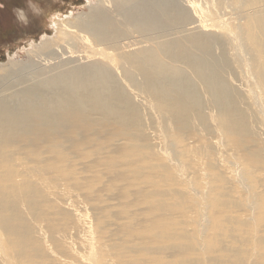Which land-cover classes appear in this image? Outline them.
<instances>
[{"label": "rangeland", "instance_id": "obj_1", "mask_svg": "<svg viewBox=\"0 0 264 264\" xmlns=\"http://www.w3.org/2000/svg\"><path fill=\"white\" fill-rule=\"evenodd\" d=\"M187 1L196 5L203 2ZM95 2L0 0V66L10 59L27 62L26 50L45 36L56 33L54 20L81 16ZM196 13L200 19H207L201 21L211 20L199 9ZM234 16L233 23H227L230 33L239 32ZM199 30L202 29H191L184 35L186 61L202 54L198 45L189 44L198 36L195 33ZM217 30L224 33L222 29ZM238 39L241 41L242 35ZM240 44L237 45L239 51ZM236 57H241L238 51ZM179 71L188 72L190 67L183 63ZM245 79L239 83L240 93L229 98V95L224 96L217 103L218 113L214 100L203 99L202 108L196 111L184 98L179 100L176 108L173 97L164 98L156 89L148 93L146 100H153L158 107L168 109L160 120L152 121L144 112L135 111L127 119L108 116V120L116 121L110 128L109 121L102 119L95 132L82 131L85 124L74 120H70L74 128L61 134L23 132L22 137H28L22 139L23 154L35 147L36 152H44L45 161L37 159L33 161L36 162L34 166L45 168L53 163V171L57 170L61 179L65 178L60 174L65 167L63 160L74 156L72 150L79 158L86 156L90 149L99 150L101 155L100 160L87 164L83 171L85 177L67 183L72 192L64 202L55 201L58 191L62 190L60 183L50 187L52 183H47L45 178L41 180L45 184H38L40 191L31 190L28 184H13L9 187L12 198L0 195V209L7 215L6 220L0 215V264H264V187L261 185L264 181V85L255 83L249 75H245ZM246 90L252 91L254 98L249 99L244 93ZM185 91L196 98L205 94L204 88L199 86ZM154 106L150 102V110ZM233 107H238V111H232ZM240 108L243 113H239ZM121 111L127 114L122 108ZM193 111L197 115L189 118V125L179 121L182 113ZM214 117L223 120L217 124ZM105 128L108 130L104 131ZM203 134L206 137L198 149L195 143ZM5 139L6 134L0 137V150L5 148ZM46 140L48 144L42 148ZM149 141L155 146H146ZM194 146L195 151L191 150ZM140 150L149 155L144 164H138V155L125 156L129 151L134 154ZM250 150L258 154H252ZM173 155L189 160L195 171H189L187 165H167L165 161ZM3 159L0 151V161ZM10 160L13 163L12 158ZM12 163L9 161L10 167ZM129 165L138 168L132 172L124 171ZM157 167L168 169L164 171L165 176L159 175L162 168ZM229 171L234 172V180L226 176ZM129 179L138 183L139 188L138 185L132 188L127 182L122 184V180ZM35 180L39 182L40 179ZM100 181L112 182L118 188L112 185L110 192L101 191L105 195L102 204L91 199L84 205L85 191L91 189L94 197L100 194L96 188ZM214 184L217 185L215 189ZM11 187L16 189L14 193ZM181 188L186 189L188 196L181 194ZM125 193V199L134 194L137 196L124 201ZM72 195L79 196L82 201L76 202ZM161 196L167 203L159 202ZM12 203L20 207L18 214L12 210L16 208ZM197 209L208 210L205 214L208 219L204 217L207 222L201 219ZM229 209L236 211L234 214L228 212V215ZM237 212L249 214L251 218H232L231 215L236 216ZM71 215H75L73 225H80L74 234L64 230ZM116 221L121 226H111V222ZM204 222L205 227L200 230ZM176 223L181 226V231L170 234ZM32 226L35 228L33 233L28 231ZM39 229L48 233L50 242L41 238L42 235L37 233ZM96 229L100 235L98 239L91 237ZM168 240L171 242L169 248ZM55 244L59 245L58 255L51 247ZM32 248L40 252L39 257L33 255Z\"/></svg>", "mask_w": 264, "mask_h": 264}, {"label": "bare ground", "instance_id": "obj_2", "mask_svg": "<svg viewBox=\"0 0 264 264\" xmlns=\"http://www.w3.org/2000/svg\"><path fill=\"white\" fill-rule=\"evenodd\" d=\"M188 7L192 9L190 12ZM198 9L211 20L201 21L207 19L199 18L196 13ZM232 15L237 19L234 23L237 25L236 29L239 28L238 33L227 31V23H233ZM54 23V35L45 36L26 50L29 55L27 62L10 59L7 64L0 66V137L6 134L5 148L0 150L4 157L0 161V195L8 199L12 198L9 187L13 184H28L31 190L40 191L38 184H45L41 182L45 178L47 183H52L50 187H55L56 182L60 183L62 190L58 191L55 201L64 202L72 192L67 183L85 177L83 171L87 164L100 160L101 153L97 149L88 150L86 156L80 158L72 150L74 156L63 160L65 167L60 170V174L65 178L61 179L58 171H53V163L45 168L34 166L36 162L33 161L37 159L45 161L44 152H36L38 150L35 147L29 151V156V152L23 154L22 139L28 138L22 137L23 132L49 131L50 134H61L74 128L70 120L85 124L82 131L95 132V127L102 119L109 121L110 128L116 121L108 120V116L127 119L135 111L144 112L150 120H160L168 109L161 105L158 107L151 100L155 106L150 110V102L146 100L148 93L156 89L164 98L173 97L176 108L179 107V100L184 98L196 111L202 108L203 99L214 100L215 111L218 113L217 103L224 96L229 95V98L240 93L239 83L246 80L245 75H249L255 83L264 85V0H203L198 5L187 0H96L83 15L72 19L60 17ZM217 28L222 29L224 35ZM191 29L204 30L196 32L198 36L189 41L191 45H198L202 54L186 61L184 35ZM239 35H242L241 41L238 39ZM240 42L242 48L239 51L237 45ZM237 51L241 54L240 58L236 57ZM183 63L188 64L190 71H179ZM243 66H246V70H243ZM197 86L205 90L200 98L185 91ZM244 93L249 99L254 98L252 91L246 90ZM121 108L127 114L120 112ZM232 111H238V107H233ZM239 113H243L242 108ZM196 115L195 111L182 113L179 121L189 125V118ZM217 118L214 117V121L217 120V124H220L223 119ZM19 137L22 138L16 144ZM205 137L203 134L201 140L196 141L198 149ZM47 144L46 140L41 147L46 148ZM146 146L153 147L155 143L149 141ZM195 146L191 150L195 151ZM54 149L55 147L52 150ZM249 152L258 154L252 150ZM136 155L140 157L138 164H144L149 158L145 150L125 154L126 157ZM9 161L12 163L11 167ZM165 163L169 166L187 165L189 171H195L194 164L181 156L173 155ZM136 168L138 167L129 165L124 171L132 172ZM157 168H162L159 175L165 176L164 171L168 169ZM225 174L231 180L235 179L233 171ZM37 177L39 182L35 180ZM121 182H127L132 188L138 185L139 188V184L133 182V179ZM112 185L118 188L112 182L104 181L98 182L96 188L99 193L110 192ZM261 185L264 187V181ZM216 187L214 184V189ZM11 190L13 193L16 191L14 187ZM84 191V195L87 192L84 205L90 203L91 199L98 204L105 201V195L101 193L94 197L91 189ZM180 191L183 196H188L185 188ZM127 193L123 195L124 201L137 196L134 194L125 199ZM72 196L76 202L82 201L79 196ZM163 196L159 202L167 203ZM12 205L16 207L12 210L18 214L20 207ZM206 211L208 210H196L205 222L208 219ZM232 211L229 209L227 214ZM233 214L232 218H251L249 214ZM0 215L5 216L4 220L7 219L2 209ZM74 216H70L71 219L64 227L65 231L70 230L73 234L80 227L73 225ZM205 222L201 223L200 230L204 229ZM121 223L124 224L123 220ZM121 223L111 222V226H121ZM178 224L172 226L170 234L181 231ZM28 231L35 232L34 226L29 227ZM37 233L42 235L45 242L51 241L44 229L37 230ZM91 237H100L98 229L92 231ZM168 241L167 248L171 244ZM58 244L55 247L54 244L51 245L56 255L60 252ZM90 247L95 248L94 245ZM32 253L35 257L40 256V252L33 248Z\"/></svg>", "mask_w": 264, "mask_h": 264}]
</instances>
